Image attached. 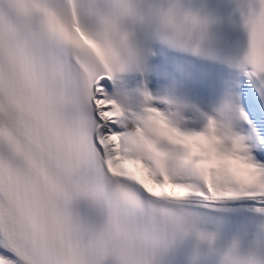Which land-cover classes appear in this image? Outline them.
<instances>
[{
	"label": "snow or ice",
	"instance_id": "obj_1",
	"mask_svg": "<svg viewBox=\"0 0 264 264\" xmlns=\"http://www.w3.org/2000/svg\"><path fill=\"white\" fill-rule=\"evenodd\" d=\"M77 3L0 0V264H154L187 226L185 207L264 203V45L237 63L240 83L223 98L242 147L201 153L181 173L125 145L137 113L98 69ZM170 135L189 143L194 134ZM82 197L106 208L101 230L72 213ZM224 264L258 262L233 250Z\"/></svg>",
	"mask_w": 264,
	"mask_h": 264
},
{
	"label": "clouds",
	"instance_id": "obj_2",
	"mask_svg": "<svg viewBox=\"0 0 264 264\" xmlns=\"http://www.w3.org/2000/svg\"><path fill=\"white\" fill-rule=\"evenodd\" d=\"M235 2L249 35L243 60L251 52L252 45L257 50L264 45V0ZM75 7L82 26L94 42L98 69L120 83L118 102L137 113L139 127L136 124L130 127V135L124 141L127 147L169 167L176 161L190 167L192 160L201 153L218 158L226 147H242L243 141L236 128L239 117L232 107L225 106L223 99L203 114L205 123L201 131L186 132L179 127L186 105L177 98L174 87L170 86L160 94L150 93V98L142 93L139 100L124 87L127 77L142 71L153 54L143 38L145 32L171 50L193 56L207 54L212 31L221 18L206 4L198 0H79ZM66 21L69 25L74 23L71 14L67 15ZM154 102L165 107L157 112L149 111L156 107ZM172 130L194 134L193 140L177 143L170 135ZM193 235L201 238L204 234L189 220L186 227L176 231L171 244L177 238Z\"/></svg>",
	"mask_w": 264,
	"mask_h": 264
},
{
	"label": "rangeland",
	"instance_id": "obj_3",
	"mask_svg": "<svg viewBox=\"0 0 264 264\" xmlns=\"http://www.w3.org/2000/svg\"><path fill=\"white\" fill-rule=\"evenodd\" d=\"M190 65H191V67H188L185 64L184 67H182V69H180L178 72H176L173 77H171V78L167 77L166 80L161 79V72H159L158 67H157L153 70V72L151 74V81L150 82H151V84H152V82H154L157 84L162 83V84L169 86V87L173 86L175 88L177 98L180 99V97L182 96L180 101H182L186 105V108H185V111L183 113L184 120L182 122H180L179 126H182V127L188 126L191 128L201 129V125L199 123V115L200 114L202 115L203 112L204 113L210 112L211 109L217 105L215 103L217 95L219 94V92L221 90L225 89V87H228L227 84H229V82L231 83V84H229V86L232 89H234V87H235L234 85L236 83H234L232 81V78H229L230 81H228V83L224 84V82H222V80L224 78L228 79V76L224 75L223 72L213 70V71H215V73L218 72L219 75H217L218 77L217 76L215 77L216 79L214 78L215 79L214 81H210L211 82L210 85L212 84L211 87L209 86L210 92L208 91V93L205 96H200L199 89H198V83H199L200 78L203 77L201 74L204 72L206 65L196 63V62H191ZM160 84H159V86H160ZM225 85H227V86H225ZM178 88H180V89L176 90ZM183 88L185 91L183 90ZM186 89H188V90H186ZM158 91H161L160 93H162L164 90H158ZM190 93H191V95H190ZM179 95H181V96H179ZM135 96L139 100L136 93H135ZM154 106H156V107L158 106L159 108L165 107V105L160 104L159 102H154Z\"/></svg>",
	"mask_w": 264,
	"mask_h": 264
},
{
	"label": "bare ground",
	"instance_id": "obj_4",
	"mask_svg": "<svg viewBox=\"0 0 264 264\" xmlns=\"http://www.w3.org/2000/svg\"><path fill=\"white\" fill-rule=\"evenodd\" d=\"M174 57V56H173ZM173 57H169V59H166V57H164L163 54L161 53H157L156 54V59L163 62L164 60L167 67H172L174 69H179L181 68V64L179 62L178 59L176 58H173ZM182 62V61H181ZM217 67V66H216ZM218 70H221L222 72H224V74H226V76H229L228 79L224 78L222 80V82H224V84L228 83V81H230L229 78H232V81L234 83H237L238 81V78H239V75H238V72L237 71H229L227 70L226 68H222V67H217V71ZM179 71V70H178ZM208 71V70H207ZM206 71V73L204 74L205 76V81L208 82V78L210 77V80L209 81H214L216 78V74L215 75H212V74H208ZM180 73V72H179ZM218 73V72H217ZM178 74V73H177ZM219 75V74H218ZM218 77V76H217ZM215 78V79H214ZM183 81V80H182ZM211 83V82H210ZM209 83V84H210ZM160 84V83H159ZM159 84L157 83H154L152 82V84L150 83L149 86H148V92L153 94V95H156V94H159L161 91H158V90H165V88H168L169 86H166L164 84ZM172 84V83H171ZM221 84V83H220ZM229 84H231L229 82ZM228 85V87H225L227 85H225V89L221 90L219 92V94L217 95L216 97V104H219L220 101L224 98L225 94L229 91V90H232V88H230V86ZM175 85V84H174ZM178 85V84H177ZM182 85V84H181ZM180 85V86H181ZM212 85V84H211ZM211 85H209L211 87ZM219 85V84H218ZM234 85V84H233ZM235 86V85H234ZM124 87L132 94L133 98L138 100L135 96V90H131L132 88H129L127 87V84L124 85ZM173 87V86H171ZM176 87V86H175ZM185 87V86H184ZM232 87V86H231ZM164 88V89H163ZM180 88L176 89V90H179ZM182 89V88H181ZM216 89V88H215ZM235 89V87H234ZM184 90V88H183ZM188 90V89H186ZM190 90V89H189ZM185 91V90H184ZM139 89H138V93H139ZM210 92V91H209ZM217 92V91H216ZM137 95V94H136ZM191 95V93H190ZM181 96V95H179ZM138 97V96H137ZM182 97V96H181ZM180 97V99H181ZM190 97V96H189ZM194 97V96H193ZM139 99H141V96L139 95ZM179 99V100H180ZM183 100V99H182ZM192 100V99H191ZM158 107V106H157ZM198 109V108H197ZM187 128V127H186ZM186 132H197L195 130H191L189 128L185 129ZM173 167H175L177 169L178 172H183L184 171V168L182 166H180L179 164L177 163H173L172 165ZM220 203V202H219ZM211 208L213 209H231V210H234V211H223V212H229V217L230 218H235L237 220H240L241 223H239L237 220H233L234 223H239L240 227L239 228H236V234L238 235H241V234H244L246 232H249V231H257L259 233H263L264 232V211H261L260 209H264V203H261V202H257V201H254V200H249V201H246L245 203L243 204H239V205H236V206H222V205H219V204H214V205H209ZM247 226H250V228H245Z\"/></svg>",
	"mask_w": 264,
	"mask_h": 264
}]
</instances>
